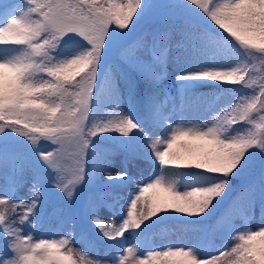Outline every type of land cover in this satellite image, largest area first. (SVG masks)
<instances>
[{
	"label": "snow or ice",
	"instance_id": "obj_1",
	"mask_svg": "<svg viewBox=\"0 0 264 264\" xmlns=\"http://www.w3.org/2000/svg\"><path fill=\"white\" fill-rule=\"evenodd\" d=\"M152 6V0H23L0 9V48L15 49L0 56V136L30 141L35 154L19 159L0 149V264H77L71 245L80 220L90 221L107 245L90 264H264V226L232 219L241 211L253 214L258 189L264 191V169L258 182L246 183L249 166L264 154V75L258 91L199 124L187 120L183 105L163 109L159 99L165 90L149 95L138 109L141 122L117 112L119 104L108 118L93 119L101 77L119 92L117 81L146 64L165 69L161 80L170 63L227 60L239 53L244 59L234 66L185 72L177 80L252 88L256 80L248 65L264 66V0H172L173 9L194 12L200 22L159 17L136 30ZM66 37L79 38L71 56L60 55ZM113 132L140 136L136 154L158 164L159 172L137 181L126 204L118 195L111 201L92 193L80 198L90 180L128 176L106 171L107 161L94 151L89 176L94 138ZM42 140L55 147L44 150ZM183 170L208 179L182 187L175 174ZM237 180L246 186L233 197ZM52 189L62 193L64 203L52 200ZM104 208L112 218H105ZM186 218L192 221L188 230L200 238L142 252L149 243L146 229ZM209 236L220 242H209ZM200 248L211 254L201 255Z\"/></svg>",
	"mask_w": 264,
	"mask_h": 264
},
{
	"label": "rangeland",
	"instance_id": "obj_2",
	"mask_svg": "<svg viewBox=\"0 0 264 264\" xmlns=\"http://www.w3.org/2000/svg\"><path fill=\"white\" fill-rule=\"evenodd\" d=\"M119 2V0H118ZM159 0H152V7L147 11V15L152 18L159 17H172V16H187L192 19L195 18L191 11L187 9L171 10L158 7ZM21 5L23 0H0V9H8L11 5ZM138 24L136 27L138 28ZM138 30V29H137ZM75 39L65 38L64 45H61L60 55L71 56L77 49L78 45ZM67 40V41H66ZM15 51L12 48H0V56L6 53ZM239 61L229 57L227 60L208 58L203 61L199 60H186L178 63H170L166 68V74L163 79L157 80V77L165 71L157 64H146V79L147 88L138 95V87L135 83V77L132 74V70L127 74L126 79L117 81L116 88H119L117 92L113 86L111 79H107L105 91L111 97L113 108L119 104L117 112L122 111L123 113L133 116L137 122L143 120V116L138 110L147 100L149 95L155 92L165 90L160 95L159 103L163 109L171 110L173 106L180 108L183 105V114L187 117L188 121L192 124H199L203 120L211 118L216 113L214 111L223 110L226 106L235 105L240 100L247 96L248 92L252 93V89L259 90V84L261 82V76L264 75V71L258 67L253 70L254 78L256 83L252 85V88L241 87L238 85V89L230 91H215L208 93V90L200 91L199 88L208 87L212 84L219 85L220 83L214 81L205 80H193V81H179L177 76L184 74L185 72H195L203 70L204 68L216 67V66H234ZM252 72V73H253ZM248 80V77L245 79ZM112 108V109H113ZM111 109V110H112ZM110 110V111H111ZM108 113L107 117L109 116ZM181 113H176V120L179 122ZM143 127V124H142ZM113 136L108 137L106 144L93 142L92 150L96 154H101L107 160L105 166L106 171L111 172H127L128 176L114 181H108L106 176L101 175L99 179L95 180L90 187H94L92 194L102 195L106 199L111 201L114 195L123 197L120 201L121 204H126L130 198V194L136 190V182L141 180H148L159 172V165H152L147 159L140 158L136 153L140 149L142 139L137 134H133L130 137H124L119 133L113 132ZM15 137V134H12ZM115 137V138H113ZM44 150H51L55 147L49 141L40 142ZM22 147V148H21ZM19 149L30 150L33 158L35 154L31 150V146H10L7 148L10 152H17ZM258 154L252 164L249 166L252 171H258L264 169V162L261 167H258ZM257 160V161H256ZM193 171L183 170L175 174V178L182 187H194L204 184L208 179L205 176L198 174L192 175ZM252 178V177H250ZM257 208L253 214H248L245 218H236L233 222L237 225L247 224L250 227L264 226V191L258 189L257 192ZM140 206H138L139 210ZM127 210V209H126ZM105 213V218H112L113 213L108 208L102 209ZM172 216L178 217L180 214L172 213ZM192 223L189 218L185 220L180 219H167L165 225L162 226V231L158 232L154 227L146 229L145 232L148 236V241L142 248V252L148 250L151 247H164L168 244H188L190 245L194 240L200 238V234L188 230V225ZM134 235V234H133ZM209 242L219 243V239L213 240L211 236L208 237ZM111 243V242H109ZM135 243V240L132 241ZM73 248L72 255L77 260V264H90L99 251H102L107 245L97 240H90L88 236H84V239L78 238L74 240L71 245ZM122 250V249H121ZM201 255L211 254V251H206L204 248L198 249ZM142 254V253H141Z\"/></svg>",
	"mask_w": 264,
	"mask_h": 264
},
{
	"label": "trees",
	"instance_id": "obj_3",
	"mask_svg": "<svg viewBox=\"0 0 264 264\" xmlns=\"http://www.w3.org/2000/svg\"><path fill=\"white\" fill-rule=\"evenodd\" d=\"M172 4V0H159L158 2V7L164 8V9H171V10H175L171 7ZM185 10V9H184ZM193 13V15L195 16L194 20H196L197 22H200V17H198L196 15V13ZM157 19L152 18L151 16L147 15V12H145L143 14V16H141V18L137 21V24L139 25L138 28L136 27V30H142L144 28H147L149 26H152L155 24ZM67 41V40H66ZM61 45H64V43H62ZM232 58L240 61L242 59H244L242 54L239 53H234L232 56ZM244 63H247V60L244 61ZM255 63V68H259L262 69L264 71V66H262L259 62H254ZM249 68V73L253 72V67L252 64L248 65ZM146 67L143 66L141 69L136 70L133 69L132 70V74L135 77V81L138 87V95L142 93V91L145 90V88H147V84L145 82L146 79V72H145ZM248 76H245V79ZM76 79L78 80L79 77H76ZM108 78L105 77H101L100 83L98 85V89H97V97H98V104H97V110L94 113V121L96 119H106L108 113L110 112V110L113 108V104L111 102V97L107 94V92L105 91V86H106V81ZM238 85H230V84H219V85H215L212 84L208 87H204V88H199L198 90L200 91H207L208 93H213L215 91H225L230 93V91L234 90V89H238L237 88ZM251 92H248L247 96L251 95ZM240 125L238 124L237 127H239ZM113 136L112 133H105L102 134L100 136H97L96 138H94L93 142L97 141L98 143H102V144H106L109 143L108 142V137ZM115 138V137H113ZM29 144L31 143L30 141L28 142ZM27 143V141H25L23 138H19L17 136L13 137H9L7 139H5L3 136H0V149H4V148H8L10 146H16V145H21V146H28L29 144ZM22 148V147H21ZM92 151H90L89 154V176L91 177V163H92ZM18 154V158L19 159H23L24 157L26 158H33L32 153L30 150H25V149H19L17 152H15ZM97 157L99 158H104L101 154H97ZM106 160V159H105ZM258 167H261L262 162H264V154H260V156H258ZM107 161V160H106ZM257 161V160H256ZM107 164V163H106ZM11 171V169H10ZM192 175L194 174H198L196 171L191 172ZM258 171H250L248 174V179L246 181V183H251V182H258V177H259ZM0 175H2V172H0ZM252 177V178H250ZM245 184H241V182L239 180L235 181L233 183V191H232V196L235 197L239 194V192L241 191V189L246 186ZM93 184V181H89L87 182L85 185H82L80 190H79V196L80 198H83L84 196H86L87 194H89V192H92L94 187H90V185ZM52 200L57 203V204H62L64 203L63 199H62V193L59 192L58 189H52L49 193H48ZM77 203H79V200L77 201ZM68 207H74V205H68ZM161 215L164 216H168L169 214L163 213ZM248 214L244 213L243 211H241L240 213H238L237 215L233 216V220L236 218H245ZM165 221H161L159 225H154V229L157 230L158 232L162 231V227L165 225ZM88 236V238L90 240L94 239L97 240L99 242L103 241V237H101L99 235V233L96 231L95 226L91 224L90 221H84V220H80L76 226V235L74 237V240H77L78 238H80L81 236Z\"/></svg>",
	"mask_w": 264,
	"mask_h": 264
}]
</instances>
